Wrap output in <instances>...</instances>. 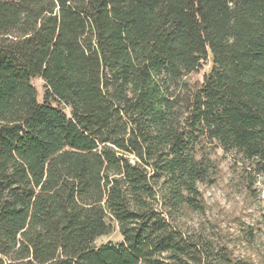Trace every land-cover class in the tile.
<instances>
[{"label": "trees", "instance_id": "16d2710c", "mask_svg": "<svg viewBox=\"0 0 264 264\" xmlns=\"http://www.w3.org/2000/svg\"><path fill=\"white\" fill-rule=\"evenodd\" d=\"M208 146L264 186V0H0V264H229Z\"/></svg>", "mask_w": 264, "mask_h": 264}, {"label": "rangeland", "instance_id": "374dc122", "mask_svg": "<svg viewBox=\"0 0 264 264\" xmlns=\"http://www.w3.org/2000/svg\"><path fill=\"white\" fill-rule=\"evenodd\" d=\"M207 71L208 65H205L190 75L188 82H202ZM32 84L40 101L43 83L35 79ZM66 113L69 115L68 111ZM206 154L213 162L214 176L209 182L199 185L203 210L183 209L177 221L178 227L207 239L229 264H264V186L257 184L253 192H249L231 168L230 156L213 146L206 148ZM120 241L115 228L110 235L99 238L95 245Z\"/></svg>", "mask_w": 264, "mask_h": 264}]
</instances>
